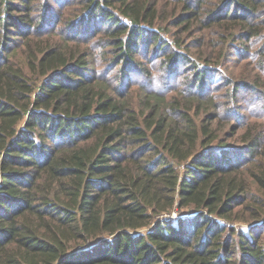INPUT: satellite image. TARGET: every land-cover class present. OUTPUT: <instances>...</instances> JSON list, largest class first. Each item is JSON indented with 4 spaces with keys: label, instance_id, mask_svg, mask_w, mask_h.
Here are the masks:
<instances>
[{
    "label": "trees",
    "instance_id": "obj_1",
    "mask_svg": "<svg viewBox=\"0 0 264 264\" xmlns=\"http://www.w3.org/2000/svg\"><path fill=\"white\" fill-rule=\"evenodd\" d=\"M75 2L86 11L0 0V264H264V125L235 139L263 83L232 80L216 101L211 67L178 76L176 51L154 77L142 58L167 48L146 26L160 1ZM205 14L242 19L234 39L258 48L264 0Z\"/></svg>",
    "mask_w": 264,
    "mask_h": 264
},
{
    "label": "rangeland",
    "instance_id": "obj_2",
    "mask_svg": "<svg viewBox=\"0 0 264 264\" xmlns=\"http://www.w3.org/2000/svg\"><path fill=\"white\" fill-rule=\"evenodd\" d=\"M36 0H34L35 2ZM76 0H70L74 5L71 7H77L78 14H82L86 11L83 8V4L80 2L76 3ZM82 2L84 0H81ZM104 0H102L103 2ZM155 0H143L144 7H149L151 3ZM160 1L156 6L159 7L154 10L155 17L153 24L150 26L155 32L160 35L162 39L161 43H167V48H163L158 53L152 54V50L149 51V57L142 58L144 63H147L150 71L153 73L154 77L163 75L165 73L162 65L164 61L167 60L168 54L172 51L179 52L182 54L184 60L177 61V75L180 76L182 72L186 75H191L195 70H198L203 65L211 67L210 69L204 68L206 70V85L211 86L212 89H216V97L218 101V96L225 94L226 90L231 86V81L235 79H246L253 80L257 78V82H262L263 86L260 88L264 90V72L260 76H255L257 73L256 66L260 62L261 58H264V35L262 39H259L258 48L260 47L261 53L251 47L255 44V41H250L249 38H245L244 41L234 39V36H238L242 33L243 27L238 25L240 18L229 21L228 19H223L217 21V23L210 24L208 19L206 20V12L211 10L218 0H203V4L196 2L195 0H156ZM78 4V5H77ZM42 5V4H41ZM120 3L115 1L112 5L115 13L119 17H123ZM41 7V6H40ZM58 9V7L56 6ZM192 10H195V14H191ZM232 10V8L230 9ZM77 12V11H76ZM234 12V11H233ZM124 21L129 25H132L130 19L124 16ZM98 24V23H97ZM101 40L105 43L102 47L101 52L106 56L109 55L110 47L107 45L108 38L106 33L101 31ZM243 43H247L248 48L243 47ZM23 49L20 47L19 54L22 58L25 56L22 54ZM191 57L194 61L188 63L187 57ZM141 57V55H140ZM204 59H209L208 61ZM182 63L181 66L180 64ZM164 67V65H163ZM264 67V61H261V68ZM165 68V67H164ZM234 74L230 77H225L223 73ZM223 72V73H222ZM28 73H31L28 70ZM135 75H138L136 73ZM136 79H141L138 76ZM230 81V85H227ZM256 82V83H257ZM137 86L142 87H152V83L138 84ZM135 88L131 86L130 89ZM244 96H250L251 94H246ZM260 95L256 93L254 97L255 107L247 112L242 117L244 125L239 128L238 136L241 139L244 135L248 133L252 123L261 124L262 117L264 116V106L258 104V99ZM234 139V138H232ZM264 161V157L257 158L256 163ZM251 162H246V166H251ZM183 172V165L179 167ZM192 212V211H190ZM178 215V211L174 209L172 215H167V217H175ZM222 223L227 225H235L237 228L245 229L249 224L246 222H232L224 218H218Z\"/></svg>",
    "mask_w": 264,
    "mask_h": 264
},
{
    "label": "water",
    "instance_id": "obj_3",
    "mask_svg": "<svg viewBox=\"0 0 264 264\" xmlns=\"http://www.w3.org/2000/svg\"><path fill=\"white\" fill-rule=\"evenodd\" d=\"M78 250H80V249H78ZM82 250V249H81Z\"/></svg>",
    "mask_w": 264,
    "mask_h": 264
}]
</instances>
